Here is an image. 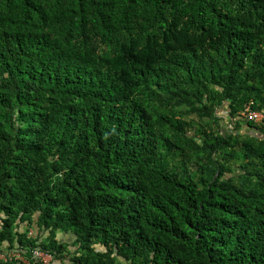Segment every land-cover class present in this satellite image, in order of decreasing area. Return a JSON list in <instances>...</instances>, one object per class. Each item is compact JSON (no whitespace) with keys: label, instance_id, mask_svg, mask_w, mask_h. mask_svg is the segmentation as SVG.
<instances>
[{"label":"trees","instance_id":"1","mask_svg":"<svg viewBox=\"0 0 264 264\" xmlns=\"http://www.w3.org/2000/svg\"><path fill=\"white\" fill-rule=\"evenodd\" d=\"M247 108L264 113V0H0L2 252L264 264Z\"/></svg>","mask_w":264,"mask_h":264},{"label":"built area","instance_id":"2","mask_svg":"<svg viewBox=\"0 0 264 264\" xmlns=\"http://www.w3.org/2000/svg\"><path fill=\"white\" fill-rule=\"evenodd\" d=\"M244 117H246L250 122L256 124H264V113L258 111H249L247 110L244 113ZM33 255L36 259L41 260L44 264H51L52 257L41 251H34ZM12 260H20L25 264H29V262L22 256L20 252H12L10 254H4L2 252V248H0V262L1 261H12Z\"/></svg>","mask_w":264,"mask_h":264},{"label":"clouds","instance_id":"3","mask_svg":"<svg viewBox=\"0 0 264 264\" xmlns=\"http://www.w3.org/2000/svg\"><path fill=\"white\" fill-rule=\"evenodd\" d=\"M247 110H249V111H255V110H251L250 108H247L246 110H245V112L247 111ZM244 112V113H245ZM258 112H261V111H258ZM244 113H243V116H244ZM244 119L247 121V122H250L246 117H244ZM251 123H253V122H251ZM255 125H261V124H256V123H254ZM30 236H33V230H31V232H30ZM34 251H36V250H34ZM38 251H41V250H38ZM41 252H44V251H41ZM44 253H46V252H44ZM46 254H48V255H50L49 253H46ZM51 257H52V261H51V264H54V262H55V260H54V258H53V256L52 255H50ZM42 264H44L41 260H39Z\"/></svg>","mask_w":264,"mask_h":264},{"label":"rangeland","instance_id":"4","mask_svg":"<svg viewBox=\"0 0 264 264\" xmlns=\"http://www.w3.org/2000/svg\"><path fill=\"white\" fill-rule=\"evenodd\" d=\"M226 128L228 127V124L225 126ZM227 131H228V129H227ZM244 131V130H243Z\"/></svg>","mask_w":264,"mask_h":264}]
</instances>
